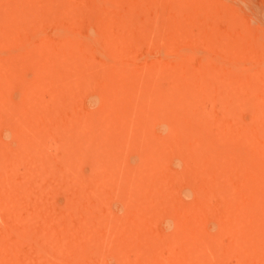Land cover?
Returning a JSON list of instances; mask_svg holds the SVG:
<instances>
[{
	"label": "rangeland",
	"instance_id": "1",
	"mask_svg": "<svg viewBox=\"0 0 264 264\" xmlns=\"http://www.w3.org/2000/svg\"><path fill=\"white\" fill-rule=\"evenodd\" d=\"M0 264H264V0H0Z\"/></svg>",
	"mask_w": 264,
	"mask_h": 264
},
{
	"label": "bare ground",
	"instance_id": "2",
	"mask_svg": "<svg viewBox=\"0 0 264 264\" xmlns=\"http://www.w3.org/2000/svg\"><path fill=\"white\" fill-rule=\"evenodd\" d=\"M12 5H13V4H12ZM7 7H8V6H7ZM4 9H5V8H4ZM4 9H3V10H4ZM12 9H13V8H12ZM6 10H7V9H6ZM13 19H14V18H13ZM12 23H13V22H12ZM10 29H12V28H10Z\"/></svg>",
	"mask_w": 264,
	"mask_h": 264
}]
</instances>
